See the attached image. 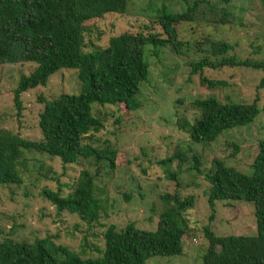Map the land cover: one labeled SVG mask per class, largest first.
Segmentation results:
<instances>
[{
    "label": "trees",
    "instance_id": "1",
    "mask_svg": "<svg viewBox=\"0 0 264 264\" xmlns=\"http://www.w3.org/2000/svg\"><path fill=\"white\" fill-rule=\"evenodd\" d=\"M128 3L129 0H0V66L34 65L30 74L21 76L13 89L17 116L22 111L21 96L45 87L55 73L71 71L80 83L77 95L60 93L50 99L38 96L37 100L43 103L38 118L42 140L28 141L0 130V185L21 183L19 168L24 165L21 163L24 152L58 158L63 166L93 159L96 163L105 162L114 170L118 151L107 143L102 147L91 143L92 134L102 129L103 118L107 117L95 115L94 107L124 105L127 112L135 111L139 108L140 85L149 76V54L158 58L159 50L167 47L177 55L182 54L180 49L184 44L178 41V25L204 21L227 24L230 17L229 12L207 0H193L192 4L185 0L187 8L181 13H170L164 6L157 21L152 22L159 26L162 35L126 32L110 36L103 45L88 40L86 31L90 23L107 15H124ZM204 45L209 47V54L190 62L189 66L191 75L199 74L201 84L208 89L226 84L205 78L204 69L247 68L264 72V58L241 60L228 56L226 43L209 39H205ZM263 87L264 78L257 90ZM258 102L257 95L250 104L194 100L197 114L193 122L183 120L179 129L188 135L191 145L210 144L224 132L251 124L259 113ZM120 117L116 123L121 121ZM174 161L178 164L191 161L192 170L202 174L199 153L189 157L178 147L158 165ZM208 169L204 179L209 184L206 192L211 211L209 221L214 218L216 203L227 207L230 202H243L253 207L255 234L219 236L209 226L203 227L200 232L207 247L201 255L202 264H264V139L258 143L250 174L227 168L218 159H213ZM180 175L176 171L169 173L168 178L180 181ZM43 196L57 212L76 215L90 227L100 220L103 207L94 197L93 178L85 171L65 196L61 195V189L43 191ZM160 200L163 210L154 232L138 230L133 224L119 231L109 226L103 233L102 251L84 240L78 253L56 246L48 239H36L33 243L3 239L0 264H146L154 257H180L183 237L193 239L191 235L197 233L187 219L194 197H182L175 192L161 196ZM86 249L94 250L99 256L83 257Z\"/></svg>",
    "mask_w": 264,
    "mask_h": 264
},
{
    "label": "rangeland",
    "instance_id": "2",
    "mask_svg": "<svg viewBox=\"0 0 264 264\" xmlns=\"http://www.w3.org/2000/svg\"><path fill=\"white\" fill-rule=\"evenodd\" d=\"M207 1L229 12V22L178 25V41L184 44L180 49L182 54L177 55L170 47L160 49L156 59L149 54V76L140 85L137 96L139 108L127 112L124 105L94 107L95 115L107 117L103 118L102 129L92 134L91 143L95 147L107 143L118 151L115 169L110 170L105 162L96 163L93 159H81L77 164L63 166L58 158L24 152L21 159L24 165L19 168L21 183L0 185V241L33 243L36 239H48L56 246L78 253L85 240L102 251L103 233L109 226L119 231L133 224L138 230L154 232L163 210L161 196L175 192L182 197H194V206L187 212V219L197 233L191 235L193 239L183 237L182 256L154 257L146 264H202L201 255L207 245L200 230L205 226L219 236L255 234L253 207L243 202H230L227 207L216 203L214 218L209 221L211 211L206 194L209 184L204 174L209 172L213 159L243 174L251 173L258 143L264 139V87L257 90L264 72L247 68L204 69L205 78L226 84L208 89L201 84L199 74L191 75L189 63L209 54L205 39L226 43L228 56L241 60L264 58V0ZM164 6L175 14L187 8L185 0H129L124 15H107L90 23L87 38L103 45L110 36L126 32L162 35L159 26L152 22L157 21ZM33 68V64L0 66V130L24 140L40 141L38 118L43 103L37 100L38 96L50 99L60 93L77 95L80 83L71 71L55 73L45 87H37L21 96L22 111L17 116L13 89L20 77L28 76ZM256 95L259 113L255 120L222 133L210 144L191 145L188 135L179 129L183 120L193 122L197 114L194 100L250 104ZM119 115L121 121L116 123ZM178 147L189 157L199 153L202 174L192 170L191 161L158 165L170 158ZM235 147L236 154L232 155ZM83 171L92 176L94 197L103 207L99 222L91 227L76 215L57 212L43 196V191L58 189L65 196L78 183ZM176 171L181 172L180 181L168 178L169 173ZM97 256L99 254L92 249H86L83 255Z\"/></svg>",
    "mask_w": 264,
    "mask_h": 264
}]
</instances>
